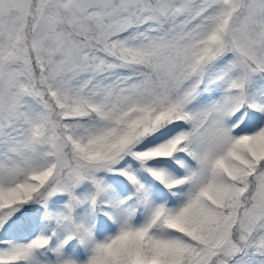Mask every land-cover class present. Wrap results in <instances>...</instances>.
<instances>
[{"label":"snow or ice","instance_id":"6c2138e0","mask_svg":"<svg viewBox=\"0 0 264 264\" xmlns=\"http://www.w3.org/2000/svg\"><path fill=\"white\" fill-rule=\"evenodd\" d=\"M0 264H264V0H0Z\"/></svg>","mask_w":264,"mask_h":264}]
</instances>
